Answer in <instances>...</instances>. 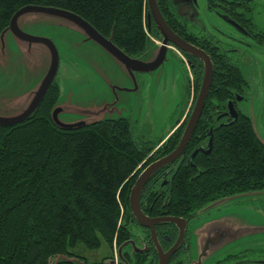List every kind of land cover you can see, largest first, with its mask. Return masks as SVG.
Instances as JSON below:
<instances>
[{
	"label": "trees",
	"instance_id": "1",
	"mask_svg": "<svg viewBox=\"0 0 264 264\" xmlns=\"http://www.w3.org/2000/svg\"><path fill=\"white\" fill-rule=\"evenodd\" d=\"M157 3L167 14L169 0ZM28 5L75 13L132 58L154 43L148 0H0V34ZM187 58L194 101L156 140L135 139L127 118L59 127L51 116L60 94L56 79L31 118L0 125V264H55L59 256L91 264L71 249L79 243L98 249L103 241L112 249L115 240L120 247L130 238V223H136L132 187L149 164L175 150L200 89L203 64L189 54ZM212 61V85L183 155L159 169L142 190L140 206L147 216L188 217L222 199L264 191V143L251 118L241 113L223 126L212 118L226 108L230 92L246 86L244 74L226 56L214 55ZM211 136V152L199 151L192 158L195 150H208Z\"/></svg>",
	"mask_w": 264,
	"mask_h": 264
},
{
	"label": "rangeland",
	"instance_id": "2",
	"mask_svg": "<svg viewBox=\"0 0 264 264\" xmlns=\"http://www.w3.org/2000/svg\"><path fill=\"white\" fill-rule=\"evenodd\" d=\"M17 27L28 36L55 45L59 55L56 80L60 87L56 105L61 109L58 116L61 123L123 117L129 119L135 139L156 140L171 130L182 107L186 106L185 113L190 110L194 100L193 73L188 94L187 66L183 57L170 49L157 68L135 71L70 18L31 10L19 16ZM161 49V45L153 43L137 58L144 63L154 62ZM51 65L52 52L46 42L24 39L10 27L0 34V118L12 119L30 108ZM245 76L249 81L247 100L239 101L237 106L251 118L255 132L264 143V89L259 87V79L253 78L255 75L251 77L245 70ZM191 233V253L182 257L181 264H212L246 242L254 245V252H262L264 191L207 208L193 220ZM114 244L111 249L103 241L100 248L89 249L79 243L71 250L88 262L105 259L106 264H111L113 260L108 257L115 255L116 249L121 262V254L132 245L117 248ZM75 260L76 264H85L79 258Z\"/></svg>",
	"mask_w": 264,
	"mask_h": 264
},
{
	"label": "flooded vegetation",
	"instance_id": "3",
	"mask_svg": "<svg viewBox=\"0 0 264 264\" xmlns=\"http://www.w3.org/2000/svg\"><path fill=\"white\" fill-rule=\"evenodd\" d=\"M167 8V14L160 12L175 33L194 41L196 45L189 43L204 50L211 60L214 55L226 56L236 69L243 72L246 86L241 92H230L226 108L217 110L212 115L219 126L231 123L233 119L229 104L233 105L239 116L242 112L237 106L238 102L247 100L249 81L245 70L251 77L255 75L253 78L257 77L260 81L259 87L264 89V0H204V3L199 0H169ZM152 24L154 43L161 44L163 36L153 19L151 27ZM170 45L172 47L168 48L175 53V49L180 50ZM187 60L191 61L188 58ZM166 183L167 180H164L165 185ZM203 211L188 217H176L183 219L180 224L166 221L156 223L155 238L149 228L141 226L137 221L131 222V235L125 243L132 245L121 254V262L118 260V264H140L141 258L145 260L143 264H162V260L165 264H181L182 257L191 253V224ZM162 213L149 217H175ZM137 244L141 246L138 247ZM240 245L242 246L234 248L212 264H264V249L257 253L254 252L251 242ZM108 258L116 264L114 255ZM91 264L106 263L104 259Z\"/></svg>",
	"mask_w": 264,
	"mask_h": 264
},
{
	"label": "water",
	"instance_id": "4",
	"mask_svg": "<svg viewBox=\"0 0 264 264\" xmlns=\"http://www.w3.org/2000/svg\"><path fill=\"white\" fill-rule=\"evenodd\" d=\"M148 6H149V14H148V21H149V26L151 25L152 19L156 23L157 28L159 29L160 33L163 36L162 44H161V52L158 53V57L154 62H143L141 60H138V58H132L129 57L127 54H125L121 49H119L117 46H115L110 40L106 39L103 37L97 30H95L87 21H85L83 18L79 17L73 12L64 10V9H59V8H54V7H47V6H38V5H28L25 6L21 9H19L12 17L10 24L8 27H10L18 36L27 39V40H42L48 44V46L51 49L52 52V65L50 68V71L40 88L34 102L30 106L28 110H26L23 114L20 116H17L12 119H3L0 118V125L1 126H14L17 124H20L29 118L36 112V110L39 108L41 102L43 101L45 95L47 94L49 88L53 84V82L56 79V74L58 70V65H59V55L58 52L55 48V45L46 39L39 38V37H33V36H28L24 34L18 27H17V19L19 16H21L23 13L31 10H40L43 12L51 13V14H56L59 16H63L66 18H70L71 20H74L75 22H78L80 25H82L93 37L96 39L100 44H102L109 52H111L114 56H116L121 62L125 63L131 70H151L157 68L160 64H162L163 60L166 57V53L168 51L167 46L169 44H172L179 48L181 51L190 54L193 57L198 58L199 60L202 61L204 65V73H203V78L202 82L200 85V89L197 95V98L195 100L194 106L191 110L187 125L184 129V132L182 134L181 140L177 147L175 148L174 151H172L170 154L152 162L149 164L138 176V178L135 181L134 186L132 187L131 193H130V209L131 213L134 216L135 220L143 227H147L151 230L153 237L155 238V224L158 222L166 221V222H174L176 224H180L183 222V219H179L176 217H165V218H157L153 219L147 216L144 211L141 209L140 206V198H141V193L146 185V183L149 181V179L161 168L170 165L177 161L184 153L188 143L190 142V139L192 138L194 131L196 129V126L200 120V117L202 115L203 109L206 104V99L208 97L211 85H212V78H213V73H214V67H213V62L210 58V56L202 49L199 47L189 43L185 39H183L181 36H179L177 33H175L172 28L167 24L165 21L163 15L161 14L157 0H148ZM7 27V28H8ZM6 28V29H7ZM3 33V32H2ZM1 33V34H2ZM160 56V57H159ZM159 58V59H158ZM58 106L55 105L51 116L56 125H58L61 128L64 129H76V128H81L96 122H100L103 120H97L93 122H77L75 124H65L61 123L59 121V113L61 111L60 108H57ZM229 111L231 114V119L235 120L238 117V114L233 107L232 104H229ZM123 118V117H121ZM118 119V118H117ZM106 120V119H104ZM257 134V133H256ZM258 136V135H257ZM259 138V137H258ZM260 139V138H259ZM261 140V139H260ZM262 142V140H261ZM263 143V142H262ZM213 146V137L211 136L210 141H209V148L207 151L204 149L200 150H195V152L192 154V158H194L199 151H202L204 153H210L211 149ZM244 196V195H243ZM240 197V196H237ZM236 198V197H235ZM232 199V198H227V199H222L220 201H217L210 205L208 208L211 206H214L222 201ZM127 243H124V247ZM209 247V243H207L206 248ZM58 261L54 263L58 264L60 260H65L68 263L71 264H76L75 258H68L67 256H59ZM162 264H165V261L162 260ZM111 264H114L113 261H111Z\"/></svg>",
	"mask_w": 264,
	"mask_h": 264
},
{
	"label": "built area",
	"instance_id": "5",
	"mask_svg": "<svg viewBox=\"0 0 264 264\" xmlns=\"http://www.w3.org/2000/svg\"><path fill=\"white\" fill-rule=\"evenodd\" d=\"M116 244H114V246H115Z\"/></svg>",
	"mask_w": 264,
	"mask_h": 264
}]
</instances>
